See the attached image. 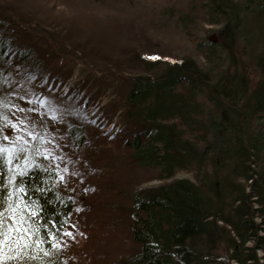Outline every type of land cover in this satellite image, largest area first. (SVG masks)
I'll list each match as a JSON object with an SVG mask.
<instances>
[{
	"label": "trees",
	"instance_id": "1",
	"mask_svg": "<svg viewBox=\"0 0 264 264\" xmlns=\"http://www.w3.org/2000/svg\"><path fill=\"white\" fill-rule=\"evenodd\" d=\"M188 2L179 21L202 60L183 56L156 74H138L124 95L127 156L133 165L156 170L163 182L134 195L136 248L113 264H264V45L252 52L255 76L237 52L242 37L252 51L264 0ZM201 22L220 24L215 40L199 36ZM17 26L30 29L0 9V94L11 71L32 76L40 68L36 52L11 34ZM31 27L37 33L39 27ZM144 63L151 69L158 62L149 57ZM83 125L80 119L68 126L77 142ZM0 147L5 228L22 217L29 229L23 238V228L0 237V254L19 251L32 264H68L56 243L73 200L57 187L43 147L36 139ZM177 170L193 172L195 180L172 178Z\"/></svg>",
	"mask_w": 264,
	"mask_h": 264
},
{
	"label": "rangeland",
	"instance_id": "2",
	"mask_svg": "<svg viewBox=\"0 0 264 264\" xmlns=\"http://www.w3.org/2000/svg\"><path fill=\"white\" fill-rule=\"evenodd\" d=\"M188 1L0 0L4 14L30 27L10 32L40 60L32 76L19 69L7 74L0 98L8 104L10 127L3 142L12 147L36 139L56 170L57 187L72 197L56 243L68 264H113L136 248L130 233L134 195L163 180L127 156L124 95L138 74H156L183 56L202 60L179 21ZM219 25L201 22L198 34H215ZM260 25L252 51L243 37L237 43L251 76L258 71L252 52L264 45V20ZM149 57H159L151 69L144 63ZM80 119L84 136L77 142L68 126ZM172 178L195 180L188 170Z\"/></svg>",
	"mask_w": 264,
	"mask_h": 264
},
{
	"label": "snow or ice",
	"instance_id": "3",
	"mask_svg": "<svg viewBox=\"0 0 264 264\" xmlns=\"http://www.w3.org/2000/svg\"><path fill=\"white\" fill-rule=\"evenodd\" d=\"M151 59H159V57H151ZM8 107V104L4 101L3 98H0V142L4 141V140H8L9 137L7 135L4 134L5 129L10 127V125L8 124V120L9 117L6 115L5 113V109ZM20 123H23V121H20ZM14 127V126H11ZM5 149L0 147V190L5 189L7 186L4 184L3 180H4V153ZM9 155L11 156V153H9ZM11 158L8 160V163L10 164ZM21 175H24V173H21ZM21 183H23V181H21ZM20 191L23 192L24 189L20 188ZM7 203V199L5 196L0 195V237H10L11 233L14 231H17V228H23L24 231L18 233V235H20L22 238L24 236L25 233L28 232V228L25 227V221L22 217H17L18 223L16 226H9V228H5V220L6 217L3 214V209L5 207V204ZM41 228H43L44 226L41 225ZM43 237H44V242L48 243V232H44L42 233ZM4 243V241L2 239H0V244ZM14 243H16V241H14ZM28 245H25V247H27ZM26 254L19 252L17 253L16 256H6V255H2L0 254V261H15L17 262V264H32L31 258L28 257L27 259L25 258Z\"/></svg>",
	"mask_w": 264,
	"mask_h": 264
},
{
	"label": "water",
	"instance_id": "4",
	"mask_svg": "<svg viewBox=\"0 0 264 264\" xmlns=\"http://www.w3.org/2000/svg\"><path fill=\"white\" fill-rule=\"evenodd\" d=\"M208 38L211 39V40H215L216 36H215V34H211V35H208Z\"/></svg>",
	"mask_w": 264,
	"mask_h": 264
}]
</instances>
